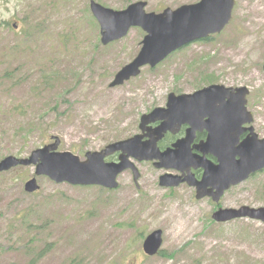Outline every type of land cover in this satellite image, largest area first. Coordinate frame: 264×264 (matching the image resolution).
<instances>
[{"label": "rangeland", "instance_id": "obj_1", "mask_svg": "<svg viewBox=\"0 0 264 264\" xmlns=\"http://www.w3.org/2000/svg\"><path fill=\"white\" fill-rule=\"evenodd\" d=\"M96 1L116 10L145 1L146 11L159 13L200 0ZM90 2L0 0V160L26 157L54 135L59 150L84 160L87 151L140 133L142 115L166 106L170 93L213 83L249 89L248 127L264 138V0H236L221 32L114 87L147 32L134 26L104 44ZM132 161L138 183L128 169L117 188L58 183L36 176L35 166L0 173V264H264L263 222L213 218L219 207L264 206V169L216 202L197 199L187 181L161 184L180 170ZM34 176L41 188L31 193L25 183ZM156 229L163 244L149 255L143 243Z\"/></svg>", "mask_w": 264, "mask_h": 264}, {"label": "water", "instance_id": "obj_2", "mask_svg": "<svg viewBox=\"0 0 264 264\" xmlns=\"http://www.w3.org/2000/svg\"><path fill=\"white\" fill-rule=\"evenodd\" d=\"M235 2L200 0L177 9L167 7L157 13L146 11L145 1L116 10L91 0V9L100 24L104 44L123 38L134 26H140L147 32L140 52L116 74L110 86L122 85L139 75L143 66L155 67L183 46L221 32L231 21ZM248 93L249 89L244 86L228 87L216 83L190 93H170L166 106L156 107L142 115L140 133L112 142L101 150L87 151L84 160L71 151L59 150L61 138L54 135L52 143L33 150L26 157L8 155L1 159L0 173L18 166H35L36 176L45 175L58 183L117 188L119 175L128 169L132 170L138 183L141 172L132 161L134 158L154 161L157 168L182 172L181 175H162V185H179L187 181L196 186L197 199L212 197L219 202L232 186L264 169V138L259 137L253 126L242 128L254 120L247 106ZM194 114L196 121L208 117V137L197 146L200 152H194L190 146L196 126L174 146L161 150L158 142L164 134L175 130L178 123L193 118ZM158 120H162L158 127L149 126ZM245 130L249 133L240 140ZM145 136L149 139L144 140ZM118 152V161L106 160ZM209 154L216 160L209 158ZM194 169H203L200 179ZM36 176L25 183L26 191L34 193L40 190ZM213 218L218 222L251 218L264 223V206L219 207ZM162 244L163 231L156 229L147 235L143 247L147 254L154 255Z\"/></svg>", "mask_w": 264, "mask_h": 264}, {"label": "flooded vegetation", "instance_id": "obj_3", "mask_svg": "<svg viewBox=\"0 0 264 264\" xmlns=\"http://www.w3.org/2000/svg\"><path fill=\"white\" fill-rule=\"evenodd\" d=\"M209 37L208 36L207 38H204V39H201V40H204L206 41L209 40ZM208 86V85H207ZM205 87V86H204ZM181 94V92H180ZM167 105V103H166ZM191 117L193 118H190L186 121H182L180 123H178L176 126H175V130H168L164 136L162 137V139L159 140L158 142V145L160 147L161 150H165L169 147H172L174 146V144L176 142H178L179 140L181 139H184L186 136H187V133L190 129H192L193 127H197L196 131H195V134H194V138L190 144L192 150L194 152H197L199 153L200 151L197 149V146L202 142V141H205L208 137V130H207V127H206V124H207V119L208 117H204L203 120L201 121H196L194 118H195V114L192 115ZM254 122V120L252 121V123ZM162 123V120H158V121H155V122H152L149 126L152 127V128H155V127H158L160 124ZM249 124H244L242 126V128L246 129L248 127ZM249 131L245 130L242 134H241V137H240V140H242L244 137H246L248 135ZM149 139V137L145 136L144 137V140H147ZM112 156H114V160L112 158ZM110 157H108L106 160L107 161H118L119 159V152L112 155ZM209 158L213 159V160H216L213 155L209 154L208 155ZM194 172L196 173V176L198 178H201L202 177V174H203V170L202 169H197V170H194Z\"/></svg>", "mask_w": 264, "mask_h": 264}, {"label": "trees", "instance_id": "obj_4", "mask_svg": "<svg viewBox=\"0 0 264 264\" xmlns=\"http://www.w3.org/2000/svg\"><path fill=\"white\" fill-rule=\"evenodd\" d=\"M206 41H207V39H206Z\"/></svg>", "mask_w": 264, "mask_h": 264}]
</instances>
